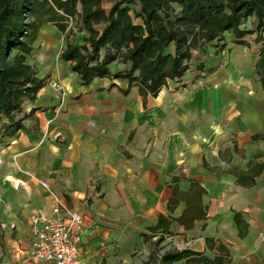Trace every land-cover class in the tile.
<instances>
[{
	"label": "crops",
	"instance_id": "crops-1",
	"mask_svg": "<svg viewBox=\"0 0 264 264\" xmlns=\"http://www.w3.org/2000/svg\"><path fill=\"white\" fill-rule=\"evenodd\" d=\"M114 1L100 7L107 12ZM92 27L101 33L104 25ZM251 30L247 46L225 35L182 79L142 97L134 83L83 85L71 71L60 55L84 44L80 20L68 35L41 27L30 64L45 86L26 112L35 110L13 136L0 123V264H43L32 255L28 218L32 209L50 216L52 195L82 217L78 264H147L157 239L159 257L185 250L239 263L264 217V172L251 187L236 183L249 163L264 162V140L253 139L264 134L255 69L264 39L255 42ZM191 187L202 195H187ZM235 214L247 224L243 238Z\"/></svg>",
	"mask_w": 264,
	"mask_h": 264
},
{
	"label": "trees",
	"instance_id": "trees-1",
	"mask_svg": "<svg viewBox=\"0 0 264 264\" xmlns=\"http://www.w3.org/2000/svg\"><path fill=\"white\" fill-rule=\"evenodd\" d=\"M68 18L75 23L80 20L88 33L84 44H67L60 55L71 63L70 69L81 83L87 85L95 78L126 81L128 87L136 84L142 97L154 95L166 79H182L207 54L206 46L222 41L225 35L235 44L247 46L244 38L253 31L244 24L251 18L256 21L255 42L264 39V0H115L107 12L100 7V0H0V123L8 122L3 126V135L13 136L24 129L23 122L35 110L27 113L24 104L34 103L45 86L29 62L40 28L51 24L68 35ZM97 24L104 25L101 33L92 27ZM262 46L255 69L264 86V41ZM103 49L105 54L100 58ZM115 61L129 69L111 73L108 66ZM253 139L264 140V134ZM263 172L264 162L249 163L248 172L237 176L236 183L251 187ZM202 193V189L191 187L187 195L199 198ZM233 219L239 238H243L247 224L238 214ZM159 226L160 221L150 231ZM160 242L157 239L154 243L149 262H229L228 255L209 259L185 250L168 251L159 257L156 247Z\"/></svg>",
	"mask_w": 264,
	"mask_h": 264
},
{
	"label": "built area",
	"instance_id": "built-area-1",
	"mask_svg": "<svg viewBox=\"0 0 264 264\" xmlns=\"http://www.w3.org/2000/svg\"><path fill=\"white\" fill-rule=\"evenodd\" d=\"M72 27V18H68ZM186 172V169H183ZM42 187L48 189L46 183ZM32 255L43 264H78L79 246L83 232L82 217L69 209L55 195L51 199L50 216L41 209H32L28 218ZM264 241V232L260 233Z\"/></svg>",
	"mask_w": 264,
	"mask_h": 264
},
{
	"label": "rangeland",
	"instance_id": "rangeland-1",
	"mask_svg": "<svg viewBox=\"0 0 264 264\" xmlns=\"http://www.w3.org/2000/svg\"><path fill=\"white\" fill-rule=\"evenodd\" d=\"M256 21L251 18L246 21L244 28L254 29ZM72 25L75 27V21L72 22ZM264 37V32H262ZM250 42L252 39L249 40ZM252 43V42H251ZM209 45V44H208ZM207 47V46H206ZM37 51H33L30 54L29 62L37 60ZM25 111L28 110V103L24 104ZM20 117H17L18 119ZM264 217L260 219L259 229L257 228L254 235L249 238V241L246 242L248 250L246 253L241 254V261L237 264H264V241L260 238V233L264 232ZM260 232V233H259ZM249 251V252H248Z\"/></svg>",
	"mask_w": 264,
	"mask_h": 264
}]
</instances>
